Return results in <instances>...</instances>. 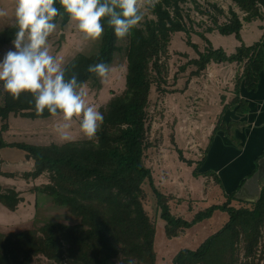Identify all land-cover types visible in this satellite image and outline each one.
<instances>
[{"label":"trees","instance_id":"trees-1","mask_svg":"<svg viewBox=\"0 0 264 264\" xmlns=\"http://www.w3.org/2000/svg\"><path fill=\"white\" fill-rule=\"evenodd\" d=\"M182 1L159 0L153 9L156 17L142 22L128 37L124 48L128 61L126 89L112 98L101 111L104 120L94 142L84 140L61 146L12 144L26 151V156L34 161L33 169L25 173L26 177L38 179L48 174L50 183L41 186L40 192L50 195L57 205L67 208L80 220V224L69 226L54 222L39 230L0 233V264H32L40 255L57 264H156V227L143 204V186L147 183L157 199L160 216L166 222V235L170 239L211 219L217 211L229 214V221L219 232L207 238L195 251H180L173 264H261L264 184L258 199L251 202L252 207L235 208L231 205L237 200V192L254 177L256 169L240 180L237 188L227 195L225 203L200 211L193 220L187 221L172 214L169 197L156 187L153 170L145 164L146 151L151 147L147 138L151 89L153 85L160 88L166 74V65L161 58L169 54L173 34L183 32L190 37ZM233 1L245 14V22L264 20V0ZM56 6L63 13V18L58 16L55 19L56 24L59 20L67 24L68 14L63 12L58 0ZM217 11L225 15L222 9L217 8ZM243 20L230 9L227 22L220 23L213 18L214 27L208 31L216 30L225 36L235 35L241 41ZM16 31L14 25L0 33V44L12 43ZM199 35L208 46L200 51L198 45L188 39L198 53V58L188 62V65L195 66L191 76H200L211 62L242 65L243 70L236 79L235 98L224 107L223 115L233 108L243 114L250 112L248 102L241 98V94L243 90L252 92L259 88L264 69V39L252 46L242 44L234 54L227 56L223 49H214L207 36ZM122 51L113 29L105 23V32L97 51L80 54L71 61L65 67L69 70L66 78L75 71L82 85L96 84L99 79L88 72L89 65L103 62L110 66ZM72 65L76 67L73 69ZM185 70L186 66H183L182 71ZM11 114L28 119L52 117L47 110L42 116L35 114L30 93L22 94L19 101H14L5 92L0 102V120L4 131L8 129ZM234 125V122L221 117L213 130L210 144L219 139L221 133L233 138ZM210 144L203 159L197 162L193 175L215 176L216 183L226 192L220 175L216 170L207 168ZM5 146L3 143L2 147ZM179 153L181 161L189 166L194 164L184 158L181 151ZM262 157L264 149L259 159ZM257 162H254L255 165ZM0 202L15 210L19 199L11 191L10 194H0Z\"/></svg>","mask_w":264,"mask_h":264},{"label":"rangeland","instance_id":"rangeland-1","mask_svg":"<svg viewBox=\"0 0 264 264\" xmlns=\"http://www.w3.org/2000/svg\"><path fill=\"white\" fill-rule=\"evenodd\" d=\"M181 6L185 23L190 30V37L183 32L173 34L168 47L169 54L161 58L166 65V74L161 87L153 85L151 89L147 133L151 147L146 151L145 164L153 170L156 187L169 197L172 214L191 221L196 213L227 201L229 193L216 183L215 176L198 178L193 173L197 162L203 159L210 144L215 128L214 113L217 102L221 100V95L225 96V99L228 96L233 97L230 90L236 85V79L241 74L242 67L236 63L216 61L213 62L214 65L210 64L216 66L213 70H209L208 67L201 74L203 76L192 77L191 72L195 70V66L188 65V62L198 58V53L188 43V39L191 43L197 44L200 51H204L208 45L199 35L204 34L214 48L223 49L229 56L234 53L239 42L246 45L258 41L257 27L259 25L264 28V20H256L248 24L243 20L245 14L233 0H183ZM14 7V0H0V8L8 13L6 17L0 18V33L15 25ZM217 8L222 9L225 15H220ZM230 9L236 11L243 20V42L235 35L225 36L216 30L208 31L209 28L214 27L213 18H217L220 23L227 22ZM262 12L264 14L263 10ZM155 17L151 9L146 13L145 20ZM128 39L127 37L120 41L123 51L116 55L109 66L110 72L107 79L103 83L99 79L96 84L90 82L83 85L87 92L86 102L100 112L106 108L112 98L121 95L126 89L128 61L124 48L128 44ZM99 43L100 41L84 40L75 25L63 24L62 20L58 21L57 29L49 37L50 51L62 59L64 67L80 54L96 52ZM10 48H13L12 43L0 44V60ZM183 66H186L184 72ZM4 93L0 83V102L3 101ZM212 95L214 100L205 99V96ZM204 111L210 112V123L201 121ZM59 120V117L28 119L11 114L7 131L3 130V122L0 120V138L6 144L5 147L0 148V194H10L12 191L19 199L15 210L9 209L0 202V233L39 230L46 224L54 222L69 226L80 224V220L67 208L57 205L50 195L40 192L41 186L50 183L48 174L38 179L26 177L25 173L33 169L34 161L26 156V151L12 146L16 143L38 146L67 144H61L58 140L55 128ZM239 127H242V124L235 122L233 138L226 136L224 141L221 135L210 144V152L220 145L217 147L216 159L218 156L219 159L224 158V148L229 147L230 144L232 147L238 144L237 129ZM72 135L71 142L85 140L79 131V122L76 120L73 121ZM180 151L184 158L194 162L192 166L181 161ZM143 188L144 208L156 227V264H173L180 251L197 250L207 238L219 232L229 221L228 213L217 211L211 219L183 230L179 237L170 239L166 235V222L160 216L152 188L148 183ZM236 195L237 200L231 203L235 208L253 206V203L241 200L238 192ZM262 250L261 264H264V237L261 242ZM32 264L57 263L40 255L33 260Z\"/></svg>","mask_w":264,"mask_h":264},{"label":"clouds","instance_id":"clouds-1","mask_svg":"<svg viewBox=\"0 0 264 264\" xmlns=\"http://www.w3.org/2000/svg\"><path fill=\"white\" fill-rule=\"evenodd\" d=\"M68 14V24L86 41H100L107 27L113 29L117 42L131 36L144 22L146 13L154 9L159 0H58ZM57 0H14V17L17 31L10 48L0 60V83L14 101L22 94L33 97L35 114L45 110L59 117L55 131L58 140H73V121L79 122L82 138L94 142L104 117L86 102L87 92L78 80V73L69 71L62 59L50 51L49 37L57 29L55 19L63 18ZM7 11L0 8V18ZM76 66L72 65L74 69ZM88 72L103 83L110 72L109 65H89Z\"/></svg>","mask_w":264,"mask_h":264},{"label":"crops","instance_id":"crops-1","mask_svg":"<svg viewBox=\"0 0 264 264\" xmlns=\"http://www.w3.org/2000/svg\"><path fill=\"white\" fill-rule=\"evenodd\" d=\"M257 28L259 31V35L257 37L258 41H253L254 42L253 44L264 39L263 26L260 27L258 25ZM241 37H242V31H241ZM242 42H243V38H242ZM242 44L241 42L238 43V45L235 47L234 53L236 52L237 48H239ZM253 44L251 42L246 44V46H252ZM214 49H220V48H214ZM209 65H208L209 70L211 69L213 70L214 67H216L211 65L210 67ZM212 65H214V63ZM238 66L242 67V65L240 64H238ZM234 89L235 86L233 89L230 90L232 91L230 92V94L231 95L233 94V97L228 96L225 99V96L223 95L220 96L221 100L219 99V101L217 102V107L214 113V118H215L214 127H216V125L219 123L221 117H223L225 121L228 122L231 121L234 122V124L235 122L242 124V127H239L237 129V135L239 137L237 138L238 144L233 147L230 144L229 147L224 148V153H223L224 158L219 159L218 156V158L216 159L215 154L217 152V147H219L220 145L216 146L215 143L216 149L214 147L209 153L207 166L208 168H214L215 170H217L216 172L220 175V177L224 181V184L226 186L225 187L226 192L228 193L234 191L237 188L240 180L244 176L249 174L253 169H256L257 171L254 177L251 178L238 191V193L240 194L239 198L241 200L252 202L258 199L261 192V186L262 184H264V157L259 159L264 149V69L261 73V79L258 90L252 92L243 90L241 94V98H244L248 102L250 112L243 114L237 112L236 108H233V109H229L226 112V114L223 115L224 107L230 104L235 98ZM205 99L214 100V96L213 95L205 96ZM210 115H211L210 112L204 111L203 118H201V121L210 123L211 122ZM221 135H223V133H221L220 136ZM225 138L226 136L223 135L224 141ZM221 149L223 151V148ZM255 161L256 162L258 161L257 165H255L254 163Z\"/></svg>","mask_w":264,"mask_h":264},{"label":"water","instance_id":"water-1","mask_svg":"<svg viewBox=\"0 0 264 264\" xmlns=\"http://www.w3.org/2000/svg\"><path fill=\"white\" fill-rule=\"evenodd\" d=\"M64 37V36H63ZM62 37V38H63ZM2 145H3V140H2V138H0V148L2 147Z\"/></svg>","mask_w":264,"mask_h":264}]
</instances>
